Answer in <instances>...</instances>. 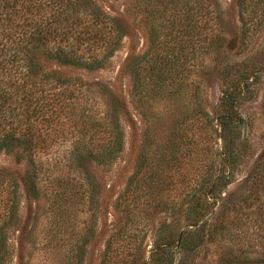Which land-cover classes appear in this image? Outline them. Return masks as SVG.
I'll list each match as a JSON object with an SVG mask.
<instances>
[{"label":"rangeland","instance_id":"1","mask_svg":"<svg viewBox=\"0 0 264 264\" xmlns=\"http://www.w3.org/2000/svg\"><path fill=\"white\" fill-rule=\"evenodd\" d=\"M91 1L119 19L122 40L103 70L60 71L119 90L130 126L121 121L122 149L114 159L83 164L91 189L86 174L66 162L67 144L57 142L33 161L0 153V169L16 179L18 191L2 264H150L158 236L186 225L197 195L206 206L203 241L192 252L174 249L173 264H264V0H215L216 10L209 1L203 16L193 6L190 23L182 12L164 13L166 0ZM130 54L139 70L143 63L166 69L163 91L148 92L136 106L124 72ZM238 69L256 71L235 101L243 119L239 163L210 192L209 173L229 166L195 110L214 116ZM132 176L140 192L120 198Z\"/></svg>","mask_w":264,"mask_h":264},{"label":"trees","instance_id":"2","mask_svg":"<svg viewBox=\"0 0 264 264\" xmlns=\"http://www.w3.org/2000/svg\"><path fill=\"white\" fill-rule=\"evenodd\" d=\"M209 1L213 8L217 7L215 0L159 3L163 4L164 13L177 17L182 12L190 23L193 6L203 16ZM215 16L219 20L218 11ZM119 23L117 17L103 13L91 0H0V153L14 152L17 158L24 155L33 161L37 155L52 150L57 142L67 144L70 149L66 162L71 159L86 174L87 188H92L83 164L103 165L114 159L122 149L121 121L130 126L132 118H127L119 90L97 82L85 84L64 76L60 70H103L122 40ZM141 60L145 61V57ZM125 61L133 105L148 101L152 90L163 91L167 85L161 77L166 70L163 65L149 67L143 63L139 70L131 54ZM255 72L238 69L232 78L227 77L230 79L222 88L214 116L200 108L195 110L200 128L213 130L220 140L218 156L229 166L214 177L209 173L206 184L210 192L222 180L229 179L239 163L237 147L243 119L235 101L241 98ZM151 74L156 78L147 76ZM7 174L0 169V264L5 254L4 232L17 205L16 179ZM135 180V176L129 178L120 198L129 200L139 190ZM29 182L36 189L33 180ZM200 198H191V208L185 212L187 223L182 229L169 227L158 236L150 264H173L174 249L192 252L200 246L206 208L199 203Z\"/></svg>","mask_w":264,"mask_h":264}]
</instances>
